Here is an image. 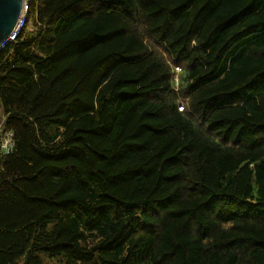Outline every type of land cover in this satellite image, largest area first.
Here are the masks:
<instances>
[{"label":"trees","instance_id":"trees-1","mask_svg":"<svg viewBox=\"0 0 264 264\" xmlns=\"http://www.w3.org/2000/svg\"><path fill=\"white\" fill-rule=\"evenodd\" d=\"M26 18L0 49V264H264V0Z\"/></svg>","mask_w":264,"mask_h":264},{"label":"water","instance_id":"water-1","mask_svg":"<svg viewBox=\"0 0 264 264\" xmlns=\"http://www.w3.org/2000/svg\"><path fill=\"white\" fill-rule=\"evenodd\" d=\"M27 0H0V45L16 27Z\"/></svg>","mask_w":264,"mask_h":264},{"label":"built area","instance_id":"built-area-1","mask_svg":"<svg viewBox=\"0 0 264 264\" xmlns=\"http://www.w3.org/2000/svg\"><path fill=\"white\" fill-rule=\"evenodd\" d=\"M26 10H27V4L24 5V12L20 16L16 27L11 32V34L1 43L0 49L4 48L8 43L15 40L18 34L21 32L27 20ZM12 146H13L12 134L10 132L3 133V136L0 142L1 152L8 153L11 150Z\"/></svg>","mask_w":264,"mask_h":264},{"label":"rangeland","instance_id":"rangeland-1","mask_svg":"<svg viewBox=\"0 0 264 264\" xmlns=\"http://www.w3.org/2000/svg\"><path fill=\"white\" fill-rule=\"evenodd\" d=\"M178 73H179V70H175V77H174L175 84H177ZM0 117H1V115H0ZM0 130H1V119H0ZM46 262L48 264H61L58 260H51L50 258H46Z\"/></svg>","mask_w":264,"mask_h":264}]
</instances>
